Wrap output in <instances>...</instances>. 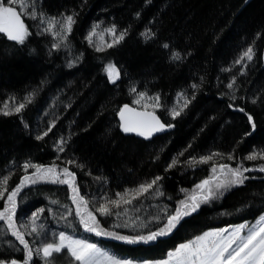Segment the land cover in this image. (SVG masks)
I'll return each mask as SVG.
<instances>
[{
    "label": "trees",
    "instance_id": "obj_1",
    "mask_svg": "<svg viewBox=\"0 0 264 264\" xmlns=\"http://www.w3.org/2000/svg\"><path fill=\"white\" fill-rule=\"evenodd\" d=\"M35 7L58 20L73 15L76 22L59 50L51 48L55 40L50 34H37L46 25L27 15L21 18L31 35L23 45L0 34V102L15 97L20 103L32 94L31 103L20 113H0V176L11 174L9 190L25 174L27 161L68 167L100 227L134 236L161 226L165 221L157 224L153 217H163L165 210L174 212L196 184L212 175L213 164H242L253 171L244 173L249 177L244 184L224 190L185 217L172 234L149 244L129 245L85 232L75 215L72 193L62 184L25 188L17 197L18 224L27 225L32 213L43 208L37 225H45L48 241L65 231L117 257L157 259L208 228L251 221L264 212V172L256 170L264 160L244 159L253 150H264V0H37ZM94 25H99L97 32L115 25L118 33L127 29V34L116 46L97 52L85 39ZM148 30L155 36L146 40L141 34ZM111 40L105 33V44ZM249 46L254 49L253 59L235 64ZM173 51L181 54L180 60L170 59ZM70 60L75 61L71 67ZM109 62L121 70L115 84L103 71ZM233 78L235 85L229 89ZM192 84L199 87L193 89ZM133 87L161 96L162 107L154 111L165 125H172L169 130L148 138L121 130L117 114L123 105L143 109L142 104H133ZM178 93L191 102L173 119L170 109L183 104ZM61 141L63 152L57 150ZM213 153L219 155L208 163L191 162ZM229 154L234 159L229 160ZM174 158L179 163L168 168ZM69 160L76 163L68 164ZM157 176L162 179L153 189L131 204L112 208V215L96 211L106 200L118 199L117 193ZM5 200L6 194L0 210ZM21 231L33 248L44 238L28 235L30 228ZM4 240L23 248L8 234L0 240V259L22 261L23 251H13ZM54 264L78 262L64 250Z\"/></svg>",
    "mask_w": 264,
    "mask_h": 264
},
{
    "label": "snow or ice",
    "instance_id": "obj_2",
    "mask_svg": "<svg viewBox=\"0 0 264 264\" xmlns=\"http://www.w3.org/2000/svg\"><path fill=\"white\" fill-rule=\"evenodd\" d=\"M37 0H0V34L7 37L8 40L14 41L17 44L23 45L27 38L31 35L29 27L25 24L21 18L27 15L32 20H38L39 25H46L42 27L39 34H50L55 42L51 45L54 50H59L62 45L68 40L69 34L73 30L75 19L73 15L63 16L61 19L47 17L42 11H38L35 7ZM16 5V7H13ZM99 25H94L92 30L88 33L85 39L89 45L95 46L97 52H102L105 48H112L124 40L127 29L117 32V28L113 25L110 28H106L103 31L97 32ZM107 33L112 37L110 43L104 42V35ZM145 39H152L155 33L150 30L141 34ZM98 42L94 43V39ZM165 49L169 48L167 43L163 44ZM254 49L249 46L246 51L242 52L241 56L234 61L235 64H240L245 58L248 61L253 59ZM79 59V57H77ZM171 60L177 61L181 59V54L177 51H173L170 57ZM74 60L69 61V67L73 66ZM103 71L107 74L110 83L115 84L121 77V70L111 62L104 66ZM228 71V69H225ZM235 85V78L230 82L227 87L232 89ZM193 89L198 88L199 85L192 84ZM136 93V99L133 100V104L141 105L143 111H137L129 105H123L119 110L120 128L125 133H136L139 136L145 138L150 137L154 132L163 131L166 127H172L171 124L165 125L161 123V120L155 114V109L162 107L161 96L156 94L149 96L146 92H137L136 88L131 89ZM180 99L183 100V104H177L170 109V115L173 119L181 115L183 110L187 108L191 102L184 93H178ZM195 97L193 96V99ZM32 94H29L24 98V102L17 103L15 97L9 98L0 102V113L4 116L12 115L13 113H20L27 104L31 103ZM255 102V101H253ZM10 104L13 105L10 107ZM232 107V105H229ZM151 108L153 111H148ZM243 111V109H240ZM248 120L253 128H256L253 122V117L248 116ZM51 131V129H49ZM45 132L43 135L46 136ZM248 135V133H246ZM42 136H37V139H42ZM61 141L57 147L59 152L64 151ZM180 155H183L181 153ZM219 155L213 153L209 156L200 157L197 161L196 158H192V163H208L213 160V157ZM229 160L234 157L229 154L227 157ZM246 160H264V150H253L246 157ZM68 164H75L74 160H69ZM178 160L175 158L168 165V168L174 167ZM23 168L25 174L20 178L19 183L9 190V181L11 180V174L0 176V199H4L6 194L5 205L0 210V221L3 222V227H0V240H3L8 234L15 238L22 249L15 247L14 241L4 240V243L8 244L13 251H23V260L16 258L12 259H0V264H35V258H39L43 264H54V260L57 258V254H62L66 249L73 261L78 264H134L131 259L119 258L114 255H110L108 252L102 250L96 243L90 242L88 239L75 238L73 235L67 234L65 231H59L55 240L48 241L47 233L44 231L45 225H37V221L41 218V213L45 209L40 208L32 213L29 223L27 225L19 223L16 218L17 197L21 195L22 191L30 185H36L40 183L62 184L67 185L72 195L73 204L75 205V215L79 219V224L84 228L85 232L93 233L96 236L110 237L116 241H121L129 245L135 244H149L156 241L160 237H166L174 232L181 224V221L196 212L202 204L211 203L217 196H222L224 190L244 184L245 180L249 177L245 176V172L253 171L251 168L244 167L242 164H238L236 167H231L227 164L212 166V175L207 179L202 180L195 185V188L189 192L184 200L179 202L178 207L169 214L165 210L163 217L156 216L153 220L161 226L156 227L154 230L149 228L147 234L138 235H121L116 232L106 231L102 229L97 221L96 217L91 211H88V201L80 194V189L76 186V175L68 167L59 168L55 163L51 165L35 164L31 161L24 163ZM28 169H33L31 173ZM219 169V172L217 171ZM167 170V169H166ZM260 172H264V164H261L258 169ZM162 178L160 176L155 177L151 182L141 184L135 189H127L124 193H117L118 199L106 200L101 204L96 211L101 215H112V208H120L123 205L131 204L134 199H138L140 196L148 193L153 189L154 185H157ZM182 191H186L183 190ZM157 193L159 192L157 188ZM131 197L130 199L126 197ZM52 204H59V201L52 200ZM111 205V207H109ZM51 213V209L48 210ZM71 214V213H69ZM116 215L121 213L117 212ZM66 218V217H63ZM127 226V225H125ZM118 227V225H117ZM141 228H148L147 224H141ZM28 235L36 234L37 237L43 236L38 247L33 248L28 240L25 239V232L21 229H29ZM245 229L247 232L241 234ZM142 264H149L148 261L142 262ZM156 264H264V214H261L254 224H240L231 228L216 229L204 232L201 235L188 240L185 243H181L173 251L168 253V257L165 260L157 261Z\"/></svg>",
    "mask_w": 264,
    "mask_h": 264
},
{
    "label": "rangeland",
    "instance_id": "obj_3",
    "mask_svg": "<svg viewBox=\"0 0 264 264\" xmlns=\"http://www.w3.org/2000/svg\"><path fill=\"white\" fill-rule=\"evenodd\" d=\"M263 57H264V50H263ZM261 214H264V212L260 213L255 219H253V220H251V221H242V222L233 223V224H230V225H227V226L208 228V229L204 230L203 232H201V233L198 234V235H201V234H203L204 232H207V231L216 230V229H223V228H228L229 231H231V228H232V227H235V226L240 225V224H248V225H251V224H254V223L256 222V220L258 219V217H259ZM246 232H247V229H245L241 234L243 235V234H245ZM67 234H68V233H67ZM69 235H72V234H69ZM198 235H196V236H198ZM73 236H74L75 238H81V239H84V238H82V237H80V236H75V235H73ZM196 236H194V237H196ZM194 237H193V238H194ZM193 238H191V239H193ZM191 239H189V240H191ZM187 241H188V240H187ZM187 241H184V242H181V243H185V242H187ZM90 242H91V241H90ZM181 243L177 244L174 248L168 250L167 253L165 254V256L162 257V258H157V259H131V258H127V257H119V258L131 259L132 261H134V264H142V262H144V261H148L149 264H156L157 261H162V260L167 259V257H168V253H169L170 251H173V250H174L177 246H179ZM97 245H98V244H97ZM98 246H99V245H98ZM99 247H100V246H99ZM100 248H101L102 250L108 252L110 255H112V254H111L109 251H107L106 249H104V248H102V247H100ZM65 252H66V254H68L66 249H65ZM68 255H69V254H68ZM69 256H70V255H69ZM114 256H115V255H114ZM116 257H117V256H116Z\"/></svg>",
    "mask_w": 264,
    "mask_h": 264
},
{
    "label": "water",
    "instance_id": "obj_4",
    "mask_svg": "<svg viewBox=\"0 0 264 264\" xmlns=\"http://www.w3.org/2000/svg\"><path fill=\"white\" fill-rule=\"evenodd\" d=\"M248 1H250V0H246V2H248ZM127 105H129V104H127ZM130 107H132V108H134V109H136L137 111H143L144 109H140V108H136V107H133V106H131V105H129ZM120 110V109H119ZM148 111H151V110H148ZM118 113H119V111H118ZM156 114V113H155ZM156 116H158L157 114H156ZM117 118H118V120H119V122H120V118H119V115L117 114ZM161 123H163L162 121H161ZM171 128V127H170ZM169 127H166L163 131H167V130H169L170 129ZM163 131H159V132H163ZM154 133H157V132H154Z\"/></svg>",
    "mask_w": 264,
    "mask_h": 264
}]
</instances>
